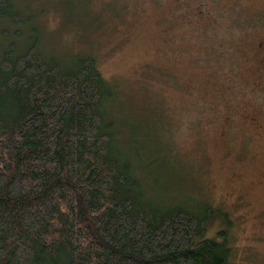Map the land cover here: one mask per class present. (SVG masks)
Here are the masks:
<instances>
[{"label":"rangeland","instance_id":"rangeland-1","mask_svg":"<svg viewBox=\"0 0 264 264\" xmlns=\"http://www.w3.org/2000/svg\"><path fill=\"white\" fill-rule=\"evenodd\" d=\"M14 2L44 55L89 54L117 87L121 139L141 127L136 149L170 188L153 195L220 208L206 236L229 219V264H264V0Z\"/></svg>","mask_w":264,"mask_h":264},{"label":"trees","instance_id":"trees-1","mask_svg":"<svg viewBox=\"0 0 264 264\" xmlns=\"http://www.w3.org/2000/svg\"><path fill=\"white\" fill-rule=\"evenodd\" d=\"M25 10L0 0V264H229L230 220L205 234L226 213L153 195L117 87L89 54L44 55Z\"/></svg>","mask_w":264,"mask_h":264}]
</instances>
